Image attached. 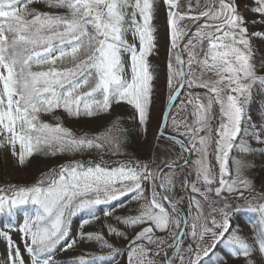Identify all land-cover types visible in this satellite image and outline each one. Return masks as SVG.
<instances>
[{
  "label": "snow or ice",
  "instance_id": "snow-or-ice-1",
  "mask_svg": "<svg viewBox=\"0 0 264 264\" xmlns=\"http://www.w3.org/2000/svg\"><path fill=\"white\" fill-rule=\"evenodd\" d=\"M44 2L63 11H39L31 7L34 0H0V147H10L21 165L41 152L95 151L97 158L70 159L30 185L0 187V214L9 221L0 228V264H65L57 255L84 241L110 251L73 255L67 264H117L121 250L110 242L114 236L126 241V264L264 261V190L257 192L245 175L254 165L231 155L264 156V147L249 143L264 145V123L248 114L253 89L264 94V0L243 7L237 0H161L169 29L168 94L151 136L154 73L148 58L156 47L155 0ZM128 33L138 44L129 42ZM120 102L135 110L147 157L104 158L123 154L128 130L119 119L103 131L80 134L41 119L58 109L77 120L95 119ZM167 106L187 115L177 118L164 111ZM129 196L138 204L134 214L116 215ZM245 212L258 214L251 238L233 226V217ZM81 213L87 218L73 234L72 218ZM94 223L101 224L99 231L83 230Z\"/></svg>",
  "mask_w": 264,
  "mask_h": 264
},
{
  "label": "rangeland",
  "instance_id": "rangeland-1",
  "mask_svg": "<svg viewBox=\"0 0 264 264\" xmlns=\"http://www.w3.org/2000/svg\"><path fill=\"white\" fill-rule=\"evenodd\" d=\"M241 7L245 4L252 3L253 0H237ZM156 3V11L154 14V19L152 21L154 25V35H155V49L153 53L149 56V62L151 65V70L154 73L153 80V99L154 103L151 108V120H150V128L148 131V136H151L152 131L155 129L157 122L159 121L161 114V105L163 103L164 98L168 94V88L166 83L167 77V59H168V49L169 45V29L167 26V12L164 14V7L167 6L166 3H162L161 0H155ZM32 8H37L39 11H52L51 8L45 7L44 4H41L39 1H34L31 5ZM160 8V9H159ZM54 10V9H53ZM130 12L131 9H128ZM167 11V9H166ZM161 12V13H160ZM251 15V14H249ZM195 31V29H192ZM127 39L130 43L135 42L138 44V41H134L131 33L127 34ZM255 44V42H254ZM262 55L261 52H257V56ZM125 61H127V56L123 57ZM66 67H70L71 64H65ZM126 73L130 77V69H128L127 64L125 65ZM196 75H200V70H196ZM211 74H205L204 79H208ZM196 91L202 92V89H196ZM177 104L180 103L179 100L176 101ZM165 110V108H164ZM174 116L177 118H181L187 113H178L175 108L171 110ZM215 112L218 113V108H215ZM135 114V110L131 105H128L126 102L114 103L110 114H100L95 119H87V120H77L75 118H71L67 115V113L63 109H58L56 116L52 115H41V119L43 121L49 123H56L57 121L62 122V124L70 129H72L77 134L82 133L83 131H88L89 133H97L99 131H103L105 126L116 119H119L120 124L123 128L127 129V140L122 148L123 159H119L118 161L127 160L130 158H140L148 156V145L147 139L144 136L142 130L137 127L135 120L133 119ZM248 114L252 117V121L257 124L264 123V94H262L257 88L253 89V100L248 110ZM191 122V118L190 121ZM215 126V123L214 125ZM2 139V137H0ZM252 147L260 148L264 147V145H257L254 140L249 141ZM166 147V146H165ZM18 148V146H17ZM163 151L164 148H161ZM211 152V148H210ZM234 157H238L244 160L248 165H254V167H248L245 170V175L248 179L253 181L255 189L257 192L264 190V156L261 155L259 151L254 153H244L240 151H234L232 154ZM73 159H95L97 158V154L95 151L87 152V155H81L79 153L74 154ZM106 160L108 158L104 157ZM197 159V154L193 153L191 155V160L194 161ZM210 164H214V158L209 156ZM60 165L56 163L54 160L49 159H39L34 157V154L31 157H28L25 160V163L21 165L18 161V157L12 154L11 148L8 146L0 147V187L7 186L9 184L12 185H30L36 179L39 178L40 174L43 172H47L50 169ZM189 171L192 172V178L195 177V169L194 166L189 165ZM147 187V186H146ZM184 194V193H182ZM186 195V194H184ZM115 203V202H114ZM138 207L136 202L131 201V197L124 200L122 198V203L120 208L116 210V215H128L134 214V209ZM181 207L186 208V201L181 203ZM205 210H208V205L205 203ZM24 211H27L29 214L34 213V207L32 205L21 206ZM23 213H19L17 219L20 220ZM258 220V214L245 212L233 217V226L237 227L240 233L246 237L251 238L255 234L254 225ZM8 217L4 214H0V228L7 224ZM81 222H77L74 217L72 218V224H75L76 227L72 228L73 234H76L80 231L78 228ZM98 228V231L101 229V224L94 223L92 225H88L86 230H95ZM121 230L127 232L128 235L132 234L131 229H126L124 226H120ZM13 239L23 248V241L20 238V234L17 232L12 233ZM110 242L113 243L114 246H119L120 241L114 237L110 238ZM96 243L86 244L82 242V244L70 250L67 253L61 252L57 255L58 260H65V258H71L73 255H79L81 253H95V254H103V251H95ZM95 249V250H94ZM223 245H220V248L217 249L219 255L223 256L224 251H222ZM83 250V251H82ZM85 250V251H84ZM4 256V244L0 242V258ZM27 257V253H25ZM67 264V262H65ZM205 264H211V261L206 258ZM227 264H244L242 258H228ZM257 264H264L259 257H257Z\"/></svg>",
  "mask_w": 264,
  "mask_h": 264
},
{
  "label": "trees",
  "instance_id": "trees-1",
  "mask_svg": "<svg viewBox=\"0 0 264 264\" xmlns=\"http://www.w3.org/2000/svg\"><path fill=\"white\" fill-rule=\"evenodd\" d=\"M34 1H39L41 4H44V6L47 7V5L45 4L44 0H34ZM166 9H167V6L164 7V14H166V12H167ZM51 10H52V12H62L63 11L62 9H54V10L51 9ZM56 113H57V110H55L53 113H42L41 115H52L53 114L54 116H56ZM81 155H87V152L84 153V154H81ZM34 157H37L39 159L54 160L56 163L63 164V163L68 162L70 159H73L75 156H74V154H71V153H68V154H57L55 156H52V155H48V154H45V153L41 152V153H34ZM106 157L110 161H118L121 158L123 159L122 155H120V154L115 155V156L106 155ZM120 205L116 206V210L120 208ZM98 215L100 216V220L103 222L104 221L103 213H99L98 212ZM84 218H87L86 217V213H81L77 217H74V219H76L77 222H82V219H84ZM97 224H100V223H96V225ZM90 225H92V224H90ZM87 226L88 225L84 226V229H83L84 231H93V232L98 231L97 227H96L97 229H95V230H93V229L86 230ZM74 227H76V225L72 224V228H74ZM78 228L80 229V225H79ZM115 238H117L120 241V243H121L119 246H115L117 248H120V250H121V255L117 257V264H126V252H125V249H126V246H127L126 245V241H125V239H123L121 237H115ZM84 243L90 244V243H95V242L84 241ZM95 248L97 249V250L94 249L95 251H103L104 255H107L109 253V251H110V249H108V248H101V246L98 243L95 244ZM93 254H95V253H93ZM97 255H99V254H97ZM69 259L70 258H65V260L63 259L61 261L68 262Z\"/></svg>",
  "mask_w": 264,
  "mask_h": 264
},
{
  "label": "water",
  "instance_id": "water-1",
  "mask_svg": "<svg viewBox=\"0 0 264 264\" xmlns=\"http://www.w3.org/2000/svg\"><path fill=\"white\" fill-rule=\"evenodd\" d=\"M172 106H167V107H165V110L164 111H171L172 110Z\"/></svg>",
  "mask_w": 264,
  "mask_h": 264
}]
</instances>
